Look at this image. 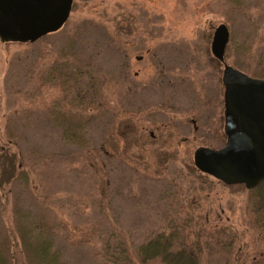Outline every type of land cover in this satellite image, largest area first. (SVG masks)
I'll return each instance as SVG.
<instances>
[{"label": "rangeland", "instance_id": "374dc122", "mask_svg": "<svg viewBox=\"0 0 264 264\" xmlns=\"http://www.w3.org/2000/svg\"><path fill=\"white\" fill-rule=\"evenodd\" d=\"M72 59L101 88L92 109L73 100ZM228 67L264 70V0H73L58 32L0 39V247L24 255L25 220L63 264H139L136 248L170 231L200 264H262L256 193L195 166L198 148L227 142ZM73 117L89 124L79 146L62 139Z\"/></svg>", "mask_w": 264, "mask_h": 264}, {"label": "water", "instance_id": "95a60500", "mask_svg": "<svg viewBox=\"0 0 264 264\" xmlns=\"http://www.w3.org/2000/svg\"><path fill=\"white\" fill-rule=\"evenodd\" d=\"M73 0H0V39L3 42L35 43L58 32L69 19ZM229 31L220 25L212 51L221 60ZM225 134L219 150L200 147L196 168L225 185H244L252 190L264 181V80L226 68Z\"/></svg>", "mask_w": 264, "mask_h": 264}, {"label": "trees", "instance_id": "16d2710c", "mask_svg": "<svg viewBox=\"0 0 264 264\" xmlns=\"http://www.w3.org/2000/svg\"><path fill=\"white\" fill-rule=\"evenodd\" d=\"M66 64L71 67H68L70 69L69 77H72L74 86L70 90L74 92L73 100L78 103V107L92 109L94 105H98L101 99V88L97 87L94 81H90L87 86L83 85V81L89 78L88 72H84L74 59L67 61ZM64 72L63 70L60 75H64ZM65 73L67 74L68 72ZM252 77L264 80V70L254 72ZM51 112L54 115L53 121L56 124L60 123L57 112H53V110ZM79 117L81 116H75V118ZM88 125L81 119L70 118L62 133L63 141L70 146L81 145L80 141L83 139ZM15 178L18 177L12 176V179ZM19 179L26 182L27 175L25 171L19 173ZM249 191L256 193V201L252 203V212L257 228L264 232V181L255 189ZM17 227L20 233V240L24 245V255H21L19 259L14 252H10L6 243L8 241L4 239L0 247V264H63L59 251H53L52 242L48 237H44L42 232L35 233L36 229L33 224L29 225L23 220V222L18 223ZM15 239L14 246L19 244L16 237ZM18 252L21 253V251ZM134 254L139 264H149L151 262H159L160 264L201 263V254L197 247L180 243L175 231L161 232L155 235L146 243L138 246ZM261 255L263 257L262 264H264V252ZM110 264L136 263L133 258L126 256L120 260L114 258Z\"/></svg>", "mask_w": 264, "mask_h": 264}, {"label": "flooded vegetation", "instance_id": "af4514ba", "mask_svg": "<svg viewBox=\"0 0 264 264\" xmlns=\"http://www.w3.org/2000/svg\"><path fill=\"white\" fill-rule=\"evenodd\" d=\"M224 132H225V128H224ZM226 135V134H225ZM227 143V142H226ZM226 145V144H225ZM225 147V146H224ZM223 148V147H222Z\"/></svg>", "mask_w": 264, "mask_h": 264}]
</instances>
